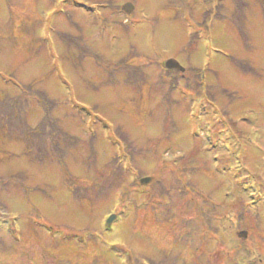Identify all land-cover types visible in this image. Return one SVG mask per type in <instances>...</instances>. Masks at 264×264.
Returning a JSON list of instances; mask_svg holds the SVG:
<instances>
[{"label":"rangeland","instance_id":"rangeland-1","mask_svg":"<svg viewBox=\"0 0 264 264\" xmlns=\"http://www.w3.org/2000/svg\"><path fill=\"white\" fill-rule=\"evenodd\" d=\"M0 264H264V0H0Z\"/></svg>","mask_w":264,"mask_h":264},{"label":"trees","instance_id":"trees-1","mask_svg":"<svg viewBox=\"0 0 264 264\" xmlns=\"http://www.w3.org/2000/svg\"><path fill=\"white\" fill-rule=\"evenodd\" d=\"M126 172H131V167L128 168V170H125ZM116 174L119 175L121 174L122 175V170L120 168V165L118 166L117 170H116ZM139 187V184H138V178H136L135 180H133L130 185H126L125 186H122V188L118 191V195L116 197V202L117 204L121 205L123 202H128L130 201L131 203H133V200L131 198L132 194L134 193L135 189ZM153 199V198H152ZM146 209H147V206H146ZM238 219V217H237ZM213 220H215V217L213 216V219L212 221H209V223L211 222L212 223V226H213ZM240 229V226L238 227ZM86 242V240H85ZM82 245H84L83 247L81 248H85V246H88L87 244H85L84 242H82ZM80 248V249H81ZM79 249V250H80Z\"/></svg>","mask_w":264,"mask_h":264},{"label":"water","instance_id":"water-1","mask_svg":"<svg viewBox=\"0 0 264 264\" xmlns=\"http://www.w3.org/2000/svg\"><path fill=\"white\" fill-rule=\"evenodd\" d=\"M133 6L131 4H126L122 7V10L126 13V14H130L133 11ZM165 67L168 70H177L179 72H183L184 68H182L178 62H176L173 59H170L168 61H166L165 63ZM151 182L150 178H143L140 180L141 185H147ZM115 219V216H111L108 221H107V225H110L111 222ZM243 237H245V235H243Z\"/></svg>","mask_w":264,"mask_h":264}]
</instances>
